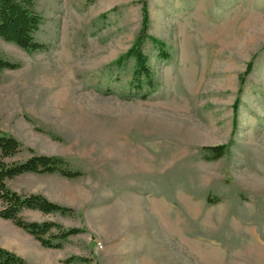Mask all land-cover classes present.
<instances>
[{
    "label": "rangeland",
    "instance_id": "374dc122",
    "mask_svg": "<svg viewBox=\"0 0 264 264\" xmlns=\"http://www.w3.org/2000/svg\"><path fill=\"white\" fill-rule=\"evenodd\" d=\"M144 4L152 86L140 87L131 50ZM36 10L44 50L0 38L20 64L0 74V135L21 142L19 159L32 150L83 175L8 185L71 209L24 220L81 232L51 249L0 218V246L25 264H264V0H36ZM218 145L227 153L209 159Z\"/></svg>",
    "mask_w": 264,
    "mask_h": 264
},
{
    "label": "trees",
    "instance_id": "16d2710c",
    "mask_svg": "<svg viewBox=\"0 0 264 264\" xmlns=\"http://www.w3.org/2000/svg\"><path fill=\"white\" fill-rule=\"evenodd\" d=\"M145 25L137 38L131 53L137 59L135 82L142 86L146 80L152 86L151 70L147 66V57L141 52V44L148 39V13L144 4ZM42 23V17L36 10V0H0V38L14 43L27 53L44 50L46 46L38 42L35 34ZM154 42H158L153 39ZM20 64L6 59L0 52V74L4 70H16ZM250 67V65H249ZM247 72L249 70L247 69ZM144 77V79H142ZM145 81V82H146ZM236 106V105H235ZM228 145L207 147L209 159H221L228 151ZM30 157L19 159L24 153L20 141L11 135H0V201L3 209L0 218L12 221L16 226L34 236L43 247L61 249L69 237L81 232L80 229H64L54 222H28L20 215L24 210H36L43 214L71 212V209L53 203L39 194H20L13 191L8 183L27 174L51 175L57 174L66 179H78L83 174L72 171L64 166V161L55 156L36 154L29 150ZM56 230V232H54ZM88 262L87 259L71 256L65 263ZM0 264H25L16 254L0 247Z\"/></svg>",
    "mask_w": 264,
    "mask_h": 264
},
{
    "label": "crops",
    "instance_id": "0c3cea01",
    "mask_svg": "<svg viewBox=\"0 0 264 264\" xmlns=\"http://www.w3.org/2000/svg\"><path fill=\"white\" fill-rule=\"evenodd\" d=\"M1 248H4V247H2V246H0ZM4 249H6V248H4ZM16 254V253H15ZM17 256H19V255H17Z\"/></svg>",
    "mask_w": 264,
    "mask_h": 264
}]
</instances>
